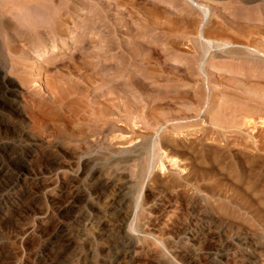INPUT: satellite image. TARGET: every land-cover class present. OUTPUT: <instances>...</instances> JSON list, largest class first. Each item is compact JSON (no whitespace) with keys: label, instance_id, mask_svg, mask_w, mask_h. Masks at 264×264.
<instances>
[{"label":"rangeland","instance_id":"rangeland-1","mask_svg":"<svg viewBox=\"0 0 264 264\" xmlns=\"http://www.w3.org/2000/svg\"><path fill=\"white\" fill-rule=\"evenodd\" d=\"M7 1L10 2L7 3ZM135 1L76 0L73 5L68 3L69 8L67 6L62 8L61 21L57 26L48 22L45 24L46 28L42 29L39 25L35 27L40 18L37 19L36 14L34 17L30 14L34 21L31 25L34 26L32 29L36 30L32 32L29 39L33 40L31 44L34 43V48L37 47L36 51L38 48L40 50L38 49V52L30 50V54L26 55V58L29 57L25 59L26 61L19 60L18 57L13 58L12 60L18 63L12 62L16 65L12 73H9L12 70L9 71L10 61L7 54L0 57V67H2L0 69V118L4 122L0 125V143H2L0 157L3 163L5 161L4 165L7 168L0 177V213H4L0 217V264H264V111H262L264 102L261 99L264 97V91H261L264 90V80L262 81L264 64L255 60L248 61L241 58L234 60L223 57L225 51L216 50L206 61L208 65L204 66L205 78L203 79L197 71L198 64L194 61L195 56H198L195 48L199 40L197 37L199 25L203 26V35L206 38L220 44L227 42L228 44H244L245 39L236 32L238 28L246 27L253 31L257 28L264 32V0H195L208 10L209 15L206 21L202 20L200 11L191 6L187 0ZM20 2L21 0H0V16L13 21V26L16 30L19 29L17 33L20 35L16 34L17 40L23 39L17 45L24 48L25 34L21 35L19 32L22 30L24 33L26 28L20 21L22 14L15 11ZM9 10L12 11L8 13ZM53 11H48V15L51 13L49 17L53 15L52 13L55 14L56 11ZM77 13L83 16L80 18L82 21L79 19L81 15ZM100 14L101 17H99ZM72 15L74 18L70 17ZM84 15H87V18ZM76 16L78 19L75 18ZM18 19L19 21H16ZM75 19L81 22L75 23ZM87 19L92 20L89 23L91 27L94 25L93 30L89 26L92 33L87 31ZM147 21L150 22L147 23ZM74 23L79 29L80 24L84 23L82 25L87 27L84 32L86 35L89 33V37L82 35L84 40L78 38L79 29L74 32ZM151 23L153 26L150 25ZM60 25L64 26H61L59 30ZM37 29L47 44L42 40L40 42L44 43H39ZM51 29L57 32L59 30V34L63 33L62 30H66L65 34H67L65 36L63 33L62 37ZM55 33L59 35L58 40ZM140 34H144L143 37H140ZM255 35L251 39H257L260 45H264V34ZM119 39L125 42L129 57V63L123 71L129 70L132 74H135L134 70H130L135 67L134 52L138 53L141 50L142 53L144 49L149 52L151 49L156 51L151 50L148 54L151 57L148 66L153 71L148 70L156 72L154 76L162 77L161 81L160 79L157 81L160 83L156 82V86L159 87L157 91L160 90V93H163L161 88L169 89L171 85L181 83L182 87L178 85L180 88L178 90H183L182 92L186 94L190 92L189 88L191 91L196 89L197 84L193 82L198 84L201 82V87H206L205 101L199 106L195 101L189 104V107L197 108L198 117L192 112L193 114L189 116L195 117L183 119L184 115H180V108L184 107L181 106L182 103H176L173 111L176 109L174 112L176 114L179 112V117L171 118L172 121L177 117L174 122L169 121L170 123H164L165 121L161 120L154 127L156 131L153 128L145 130L144 126L140 127L142 124L137 125L142 119L137 117L134 120L132 106H128L131 114L127 115V118L125 115L127 110L125 111L123 107L127 103L119 96L116 97L115 93H110L114 95L113 97L108 94L111 83L106 79L97 80L98 75L95 74L100 72L98 74L101 75L102 72L115 68L113 64H116V58L120 53L119 49L112 50V45L117 40L120 41ZM82 40L84 44L80 43ZM138 43L139 47L142 43L144 44L142 48L147 43L150 49H139ZM45 48L46 53L43 51ZM135 48L139 51L136 52ZM81 56H85V59L88 58L89 62H92L88 63ZM84 61L88 65L81 63H86ZM185 64H195L192 66L193 72L196 73L191 77L193 82H186L187 72H183L187 70L188 65ZM248 65L253 67L256 65V71L252 66L250 70ZM260 66L261 69H259ZM82 73H89L84 76L92 78V81L88 82L90 84L88 87L84 76L85 82L79 79ZM91 73L95 74L94 78ZM106 75H103L104 78ZM245 75L252 78L251 82L249 77V79L245 78L246 81L243 80ZM179 76L184 78L181 79ZM234 80L239 83L246 82L248 85L244 82L237 84L243 87L246 85L247 89L255 91L257 96L248 90L246 92L250 98L246 99L244 92L246 89L241 86L244 94L238 89L239 86L235 88L237 84ZM229 82H234L235 86H231L233 83L229 84ZM186 83H192V86L188 87L189 84ZM218 83H222V86ZM73 84H77L79 90L74 89ZM53 85H57V90ZM60 85L63 86L58 87ZM173 86L169 89L171 95ZM258 87L261 88L260 92ZM10 88L15 90L12 98L7 92ZM83 88L87 91L80 92ZM106 88L108 89L105 90ZM239 90L243 94H240ZM82 93H84L83 97H81ZM100 93L104 94H102L103 97L99 95ZM95 95L97 97L94 98ZM259 95L262 97L260 98ZM3 96L8 97L12 102H3ZM212 97L215 98L214 101ZM98 98L101 100L98 101ZM157 98L161 100H159L160 103L166 100V98L161 99L160 95ZM130 100L133 99L130 98ZM223 100L226 101V107ZM235 100L240 103L239 106L249 100L247 102L251 103L250 106L253 104V109L257 106L255 109L263 113L260 112L259 116L256 110V115L245 119L243 109L248 106V103H245L246 106L244 104L241 106L242 111H238L240 107L234 106ZM142 104L138 105L142 106ZM105 105L110 106H107L108 109H114L113 107L117 106L115 107L117 110L114 109L116 112H110L114 113L112 115L108 113L109 116L104 113L105 116H103ZM149 106H144L142 111L144 109L147 111ZM259 106L262 108L260 109ZM95 108L97 111L94 110ZM233 108L237 109L234 113L239 114L236 117L232 116L235 117V121L231 118ZM98 109H101V113ZM214 109L217 112H214ZM94 111L99 114L95 115L96 117H105L103 119L107 118L105 121L110 124L93 122L91 119L95 118ZM158 112L166 111L161 109ZM141 113L144 115L143 112ZM175 113L173 114L176 115ZM218 113L223 114L224 117ZM240 114L243 117H240ZM217 115L221 117L218 116V118ZM117 116L118 120H116ZM130 116L132 119L129 118ZM225 116L230 117L231 122H240H237V125L236 123L226 125L225 121L227 122L228 118ZM210 117L222 118L221 127L218 120L221 135H217L215 130L211 129L215 127L212 126ZM122 119H125L128 124H125ZM129 119L138 121L134 122L136 126L131 124ZM142 121L144 123V120ZM129 123L135 129L131 128ZM158 125H160L159 128H157ZM119 129L122 133L117 131ZM157 131L158 134L155 135ZM165 139H173L169 141L174 144H167ZM12 148L22 151L23 160L16 161L9 155V150ZM53 168L59 170L56 177L52 176ZM21 173L23 178L18 177ZM30 176H35L36 180L31 187L29 186L28 193H35L34 201L36 202L29 206H13L8 198L10 195H15L18 199L20 197L24 199L25 194L21 191L27 183L26 179ZM45 186L49 187H47L49 192L54 188L60 189L58 195L51 198L47 189L42 191ZM66 200L70 201L71 205L63 208L62 205H65ZM39 212L46 214V220L40 221ZM27 226L32 227L31 231L27 235H22L20 230Z\"/></svg>","mask_w":264,"mask_h":264},{"label":"bare ground","instance_id":"bare-ground-1","mask_svg":"<svg viewBox=\"0 0 264 264\" xmlns=\"http://www.w3.org/2000/svg\"><path fill=\"white\" fill-rule=\"evenodd\" d=\"M6 1V0H5ZM13 1V0H12ZM75 1L76 0H21V2L19 3V5H17L16 3V5H17V7L15 8L16 10V12H18L19 14L21 13L22 14V19H20V21H22V23H23V26L26 28H24L25 29V31H24V33H23V31L21 30L19 33H21V35L23 34H25L24 35V48H20V47H18L19 45H17L19 42H20V40H23V39H20L19 41L17 40L18 39V37H16V34H18L17 32H18V30L19 29H17L16 30V27H14L13 26V24H12V22L10 21V19L8 20V18L6 19H4V17H2V16H0V57H2L3 56V54H7V56H8V60L10 61V68H9V71L10 70H12L11 72H9V73H12V72H14L13 71V68H15V64H13L12 62H15V60H12L13 58L15 59V58H19V60L20 59H22V60H25V59H28L29 57V55L27 56L28 58H26V55L27 54H30V50H32V51H35V52H38V49H37V51H36V48H34V43H33V45L31 44L32 43V41L33 40H31V38L29 39V37L31 36V34H32V32L34 31V30H36V29H32V27H34V26H31V25H33L32 24V22H34V21H32V16L30 15V14H33V17H34V15L36 14V18L37 19H39V20H37V22H36V24H35V27H36V25L38 26L39 25V27L42 29L43 27H45V24H47L48 22L49 23H51V25H56L57 26V24H58V22L59 21H61V11L63 10L62 8L63 7H65V6H67L68 7V3L70 4V3H72V5L75 3ZM102 1V0H101ZM117 1V0H116ZM135 1V0H134ZM143 1V0H142ZM187 1H189V3L191 4V6H193V7H195L197 10H199L200 11V13L202 14V16H203V18H202V20L203 21H206L207 20V18H208V15H209V13H208V10L205 8V6H203V5H201V4H198L195 0H187ZM10 2V1H9ZM8 1H7V3H9ZM111 2V1H110ZM109 2V3H110ZM119 2V1H118ZM135 2H137V1H135ZM121 3V2H120ZM1 4V3H0ZM6 4V3H5ZM4 4V5H5ZM128 4V3H127ZM142 4H143V2H142ZM153 4V3H152ZM157 4V3H156ZM2 5H3V3H2ZM81 5V4H80ZM106 5V4H105ZM116 5V4H115ZM120 5V4H119ZM118 5V6H119ZM129 5V4H128ZM136 5V4H135ZM155 5V4H154ZM173 6V5H172ZM67 7H65V8H67ZM127 7V6H126ZM151 7V6H150ZM69 8V7H68ZM100 8V7H99ZM56 11L55 12V14L54 13H52L53 15H51L50 17H49V15L51 14H47L48 13V11ZM70 9H72V8H70ZM151 9V8H150ZM73 10V9H72ZM152 10H154V8H152ZM151 10V11H152ZM166 10V9H165ZM6 11V10H5ZM10 11H12V10H9L8 11V13L10 12ZM53 11V12H54ZM70 11V10H69ZM76 11V10H75ZM75 11L73 12V13H75ZM78 11H80V10H78ZM83 11V10H82ZM87 11V10H86ZM156 11V10H155ZM23 12H24V14H23ZM77 12V11H76ZM92 12V11H91ZM94 12V11H93ZM123 12V11H122ZM158 12V11H157ZM165 12V11H164ZM14 13V12H13ZM67 13V12H66ZM87 13V12H86ZM96 13V12H95ZM101 13V12H100ZM149 13V12H148ZM155 13V12H154ZM160 13V12H159ZM166 13V12H165ZM168 13V12H167ZM166 13V14H167ZM171 13V12H170ZM4 15H5V13H3ZM2 14V15H3ZM71 14V13H70ZM69 14V15H70ZM77 14H80V13H77ZM82 14H83V12H82ZM142 14V13H141ZM182 14V13H181ZM13 15V14H12ZM11 15V17H13ZM15 15V14H14ZM17 16H19L18 14H16ZM47 15H48V17H47ZM69 15H67V17H69ZM81 15V14H80ZM94 15V14H93ZM97 15V14H96ZM172 15V14H171ZM39 16V17H38ZM95 16V15H94ZM99 16V15H98ZM142 16V15H141ZM149 16V15H148ZM150 16H151V14H150ZM149 16V17H150ZM177 16V15H176ZM8 17V16H7ZM15 18H17L16 16H14ZM20 17V18H21ZM70 17H73L74 18V16L72 15V16H70ZM78 16H76L75 18H77ZM83 16L81 15V17H79V19L80 18H82ZM84 17H86L87 18V15H84ZM99 17H101V14H100V16ZM149 17H147V18H149ZM159 17V16H158ZM178 17V16H177ZM64 18V17H63ZM72 18V19H73ZM108 18V17H107ZM163 18V17H162ZM78 19V18H77ZM191 19V18H190ZM15 20V19H14ZM36 20V19H35ZM81 21H82V19H80ZM88 20V21H87ZM86 21L88 22V32L90 31L89 29V23H90V21H92V20H89V19H87ZM95 20V19H94ZM145 20V19H144ZM151 20H153V19H151ZM150 20V21H151ZM156 20V19H155ZM161 20V19H160ZM172 20V19H171ZM174 20H176V19H174ZM189 20V19H188ZM197 20V19H196ZM16 21H19V19L18 20H16ZM39 21V22H38ZM64 21H65V19H64ZM63 21V22H64ZM74 21H76L75 23H78L79 24V22H81V21H79L78 20V22H77V20L75 19ZM96 21V20H95ZM110 21V20H109ZM149 21V22H150ZM184 21V20H183ZM191 21V20H190ZM53 22V23H52ZM62 22V23H63ZM112 22V21H111ZM137 22V21H136ZM148 21H147V23H149ZM163 22V21H162ZM165 22V21H164ZM169 22H170V19H169ZM176 22V21H175ZM178 22H180V21H178ZM185 22V21H184ZM187 22V21H186ZM192 22H193V19H192ZM199 22V21H198ZM19 23H21V22H19ZM21 23V24H22ZM39 23V24H38ZM65 23V22H64ZM63 23V24H64ZM67 23V22H66ZM65 23V24H66ZM74 23V32L77 30V29H79V28H77L76 27V24ZM92 23H94V22H92ZM146 23V24H147ZM153 23V22H152ZM150 24V25H152L153 26V24ZM157 23V22H156ZM232 23V22H231ZM239 23V22H238ZM14 24H16V23H14ZM21 24H20V26H21ZM77 24V25H78ZM82 24H84V23H82ZM82 24H80V29H79V32H78V38H83L84 36H82V35H86L85 34V30L87 29V27L86 26H83ZM158 24H159V20H158ZM165 24V23H164ZM178 24V23H177ZM193 24V23H192ZM194 24H196V23H194ZM200 24V23H199ZM49 25V24H48ZM47 25V26H48ZM51 25H50V28H52L51 27ZM83 27H82V26ZM92 25V24H91ZM114 26H115V23L113 24ZM149 25V26H150ZM161 25V24H160ZM219 25V24H218ZM240 25V24H239ZM22 26V27H23ZM63 27L64 25H60L59 27H58V29L60 28V27ZM147 26V25H146ZM157 26H159V25H157ZM194 26V25H193ZM225 26V25H224ZM38 27V28H39ZM82 27V28H81ZM84 27H86V28H84ZM91 27V26H90ZM174 27H176V26H174ZM185 27V26H184ZM189 27H191V26H189ZM209 27V26H208ZM221 27V26H220ZM236 27V26H235ZM18 28V27H17ZM39 28V29H40ZM46 28V27H45ZM48 28V27H47ZM53 28H54V26H53ZM93 28H94V25H93V27H91V29L93 30ZM158 28H161L160 26L158 27ZM234 28V27H233ZM246 28V27H245ZM244 27L240 30L239 28L238 29H236V32L241 36V37H243V39H245L244 40V44L243 43H232V44H228V42L227 43H224V44H220V43H216V41H214V40H211V39H208V38H206L204 35H203V26H200L199 25V28H197L198 30H197V37H198V42H197V48H195V50L198 52V56L196 57L195 56V60L194 61H196L197 62V64L198 65H196V67L198 66V68H197V71H198V73H199V75H201L202 76V78L204 79L205 78V69H204V66L208 63H206V61L208 60V57H210L211 56V54L214 52V51H225L224 52V55H222L223 57H230V58H232V59H237L238 60V58H241V59H248V61L249 60H255V61H259V62H261V63H263L264 64V51L263 52H260V51H262V50H258V49H263L264 50V45H260V43H258L256 40L257 39H251V38H253V35H255V34H264V32L262 31V30H259V29H255L256 31H253V30H250L251 28H246L245 29ZM262 28H263V26H262ZM65 29V28H64ZM71 29H72V27H71ZM163 29V28H162ZM182 29V28H181ZM185 29V28H184ZM188 29V28H187ZM224 30H225V28H223ZM52 30V29H51ZM55 30V29H54ZM54 30H52V32L54 31ZM60 30V29H59ZM58 30V32H57V30H55L54 32H56L57 34H59V31ZM72 30V31H73ZM91 30V31H92ZM95 30V29H94ZM158 30V29H157ZM167 30V29H166ZM177 30V29H176ZM37 31H39L38 29H37ZM43 31V30H42ZM63 31V33L65 34V32H66V30L64 31V30H62ZM90 31V33H92ZM138 31V30H137ZM136 31V32H137ZM141 31V30H140ZM179 31V30H178ZM183 31H185V30H183ZM192 31V30H191ZM222 31V30H221ZM36 32V31H35ZM45 32V31H44ZM48 32V31H47ZM74 32H73V34H74ZM163 32H165V30L163 31ZM39 33V34H38ZM55 33V35H56V37H57V39L56 40H58V36L59 35H62V34H59L58 36H57V34ZM178 33V32H177ZM183 33V32H182ZM212 33H213V31H212ZM35 34V33H34ZM37 34L39 35V36H37ZM37 34H36V36L37 37H39L38 39H39V43H44V42H46V44H47V41L46 40H44L43 39V37L40 35L41 33H40V31L39 32H37ZM46 34V33H45ZM48 34V33H47ZM46 34V35H47ZM67 34V33H66ZM66 34H65V36H66ZM72 34V33H71ZM89 33H87V35H88ZM136 34V33H135ZM138 34V33H137ZM169 35H170V32L168 33ZM222 34H224V33H222ZM226 34V33H225ZM18 35H20V34H18ZM50 35V34H49ZM86 35V36H87ZM143 35L144 34H140V37L142 36L143 37ZM146 35V34H145ZM211 35V34H210ZM44 36V35H43ZM168 36V35H167ZM231 36H233L232 34H231ZM256 36V35H255ZM20 37H22V36H20ZM19 37V38H20ZM62 37H63V35H62ZM69 37V36H68ZM72 37V36H71ZM70 37V38H71ZM75 37V36H74ZM88 37H89V35H88ZM92 37V36H91ZM164 37L166 38V36H165V34H164ZM171 37H174V36H171ZM215 37V36H214ZM224 37H225V35H224ZM228 37V36H227ZM226 37V39H228ZM240 37V38H241ZM45 38V37H44ZM65 38V37H64ZM73 38V37H72ZM77 38V39H78ZM85 38H87V37H85ZM147 38V37H146ZM235 38V37H234ZM256 38V37H255ZM262 38V37H261ZM46 39V38H45ZM55 39V38H54ZM61 39H63V38H61ZM68 39V38H67ZM74 39V38H73ZM76 39V40H77ZM140 39H142V38H140ZM170 39V38H169ZM175 39V38H174ZM40 40H42V41H44V42H40ZM69 40V39H68ZM72 40V39H71ZM76 40H74V42L76 41ZM79 40V39H78ZM83 40H84V38H83ZM83 40H82V42H80V43H85V42H83ZM91 40V39H90ZM120 40V39H119ZM35 41V40H34ZM48 41H50V40H48ZM55 41V40H54ZM80 41V40H79ZM86 41V40H85ZM189 41V40H188ZM222 41V40H221ZM226 41V40H225ZM231 41H233V40H231ZM259 41V40H258ZM3 42V43H2ZM57 42H59L60 43V41H57ZM56 42V43H57ZM72 42V41H71ZM89 42V41H88ZM110 42V41H109ZM112 42V41H111ZM162 42V41H161ZM167 42V41H166ZM219 42V41H218ZM49 44H50V42H48ZM52 43H53V41H52ZM63 43V42H62ZM65 43V42H64ZM79 43V42H78ZM90 43V42H89ZM126 43H127V41H126ZM139 43H141V41L139 42ZM139 43H138V48L139 49H144V48H148V49H150V45L148 46V44L146 43V45H147V47H146V45L144 46V48H142V44H141V47H139L140 45H139ZM153 43V42H152ZM46 44H44V45H46ZM61 44V43H60ZM82 44V46H84ZM86 44H88V43H86ZM112 44V43H111ZM264 44V43H263ZM56 45H58V43L56 44ZM68 45V44H67ZM94 45V44H93ZM99 45V44H98ZM144 45V44H143ZM3 46V47H2ZM53 46H55V45H53ZM88 46H89V44H88ZM90 46H92V45H90ZM96 46V45H95ZM102 46V45H101ZM108 46H110L109 44H108ZM113 48H112V50L113 49H119V53H120V55L116 58V64H113V65H115V66H113V70L111 69V71L109 70V71H107L106 70V72H110L109 74H105L104 72H102V71H104V70H102L101 72V75L103 74V75H106V78H104V76L102 75H99L98 73H100V72H95V74H97L98 75V79L97 80H102V79H106V81L108 80V82L109 83H111V89H109L107 92H108V94H110V93H112V94H116L115 96L116 97H120L121 99H123L122 101H125L126 103H124V104H126V105H124L123 107H125V111H126V113L127 114H125L126 115V117H127V115L129 116V114H131V113H129V111L131 112V110H129L128 108V106H132L133 108H132V115H134L135 117H134V120H136L137 119V117L138 118H140L141 117V119L142 120H144V123H142L143 121L141 120V122L139 121V123H137L138 121H134V120H130V123L131 124H133V125H135L136 126V124H134V122H136L137 123V125L138 124H142L140 127H142V126H144V128H145V130L148 128V129H150V128H153L154 129V127L157 125V123L158 122H160L161 120H164L163 122L164 123H166V122H169V121H171L170 119L171 118H173V117H175V116H178L179 117V112H178V114H176L174 111L176 110H174L173 111V109H174V107H175V105H176V103H182V107H184V108H180V115H184V117H183V119H186V120H188V119H190V118H193V117H195V116H197L196 114H198L199 112H197L196 113V109L197 108H191V107H189V104L190 103H193L194 101H195V103H196V105H200V104H202L205 100H204V97H205V95H206V93H205V90H206V87L204 88H202L201 87V82H200V84H198L197 82H193L192 80H191V77H192V75L193 76H195L194 74H196V73H194L193 71H194V69H193V65H195V64H185L186 66H187V70L185 71V72H183V73H186L187 75H185V79H186V82L187 81H190V82H193V84L195 83V85L197 84V85H199L198 87H197V85H196V89L193 91H191V88H189V90H190V92H186V94L185 93H183L181 90V92L182 93H180V91L178 90V89H180L182 86L180 85V84H178V85H180V88L178 87V85L176 84L175 86H173V85H171L170 86V88L173 86V89H171L172 90V95L170 94L171 92H170V88L169 89H163V88H161L162 90H163V93L161 92H159V91H157V88H159V87H157L156 86V84L157 83H160V82H157V81H159V79H160V81L162 80L161 78H158L157 76H154V74L156 73H154V72H151V71H149L148 69H150L149 67L150 66H148L149 65V62H150V59H151V57H150V55H148V54H150V52H151V50H150V52L147 50V49H144L143 50V52L141 53L139 50H137L136 48H135V50H137L136 52H138V53H135L134 52V55H135V61H133V62H135V67H134V69L132 68V69H130L131 71H133V73H135V74H132V73H130V71L128 70V72L127 71H123V68H126L127 67V65H128V59H129V57H128V55H127V51L128 50H126L127 48H126V44H125V42H123V40H120V41H116L115 43H113ZM152 46H155V45H152ZM39 47V46H38ZM56 47V46H55ZM81 47V46H80ZM97 47V46H96ZM128 47V46H127ZM135 47H137V46H135ZM57 48V47H56ZM83 49H84V47H82ZM89 48V47H88ZM98 48V47H97ZM55 49V48H54ZM79 49V48H78ZM110 48H108V50H109ZM154 49V48H153ZM156 49V48H155ZM4 50V51H3ZM40 50V49H39ZM42 50V49H41ZM76 50V49H75ZM86 50V49H85ZM111 50V49H110ZM135 50H133V51H135ZM145 50H146V52H145ZM45 53H46V48L43 50ZM50 51V50H49ZM48 51V52H49ZM87 51V50H86ZM154 50H152V52H153ZM166 51V50H165ZM195 51V52H196ZM149 52V53H148ZM154 52H156V51H154ZM160 52H161V50H160ZM196 52V53H197ZM131 53H133L132 51H131ZM174 53V52H173ZM215 53V52H214ZM163 54H166V53H163ZM93 55V54H92ZM129 55H130V53H129ZM170 55V54H169ZM5 56V55H4ZM103 56V55H102ZM130 56H132V55H130ZM166 56H167V54H166ZM221 56V57H222ZM81 57H83V56H81ZM85 57V56H84ZM83 57V58H84ZM82 58V59H83ZM86 58V57H85ZM84 58V59H85ZM134 58V57H133ZM152 58H153V56H152ZM171 58V57H170ZM179 58V57H178ZM81 59V60H82ZM83 59V60H84ZM91 59V58H90ZM94 59V58H93ZM96 59V58H95ZM154 59H156V58H154ZM164 59H167V58H165L164 57ZM223 59V58H222ZM226 59V58H225ZM80 60V59H79ZM88 63H91V62H89L90 60L87 58V59H85ZM112 60V59H111ZM115 60V59H114ZM158 60V59H157ZM215 60V59H214ZM224 60V59H223ZM26 61V60H25ZM25 61H22L23 63L25 62ZM86 61H84V62H86ZM193 61V62H194ZM5 62V61H4ZM48 62V61H47ZM87 62L86 63H83V62H81L83 65L84 64H87ZM151 62H153L152 60H151ZM170 62V61H169ZM168 62V63H169ZM237 62V61H236ZM253 62V61H252ZM251 62V63H252ZM15 63H18V62H15ZM26 63V62H25ZM115 63V62H114ZM132 63V62H131ZM165 63V62H164ZM167 63V64H168ZM175 63V62H174ZM255 63V62H254ZM53 64V63H52ZM133 64V63H132ZM150 64H152V63H150ZM210 64V63H209ZM240 64V63H239ZM258 64V63H257ZM260 64V63H259ZM2 65V64H1ZM4 65V64H3ZM82 65V66H83ZM88 65V64H87ZM94 65V64H93ZM109 65H110V63H109ZM169 65H171V63L169 64ZM208 65V64H207ZM249 65H250V62H249ZM248 65V66H249ZM6 66V65H5ZM17 66H18V64H17ZM107 66V65H106ZM162 66V65H161ZM179 66V65H178ZM243 66H244V64H243ZM252 66V65H251ZM251 66H249V69L251 70ZM261 66H262V64H261ZM261 66L259 67V69H261ZM7 67V66H6ZM5 67V68H6ZM39 67V66H38ZM78 67H80V66H78ZM84 67V66H83ZM83 67H81V68H83ZM89 67V66H88ZM101 67V66H100ZM109 67V66H108ZM169 67V66H168ZM190 67V68H189ZM253 67V66H252ZM2 67H0V69H1ZM86 68V67H85ZM110 68V67H109ZM154 68V67H153ZM174 68H175V66H174ZM173 68V69H174ZM185 68V67H184ZM245 68V67H244ZM254 68V70L256 69V65L253 67ZM17 69V68H16ZM16 69H14V70H16ZM42 69V68H41ZM84 69V68H83ZM169 69V68H168ZM172 69V70H173ZM182 69V68H181ZM258 69V71H260ZM263 69V68H262ZM4 70V69H3ZM89 70V69H88ZM93 70H95V69H93ZM92 70V71H93ZM96 70H97V68H96ZM95 70V71H96ZM127 70V69H126ZM150 70H152V69H150ZM184 70V69H183ZM217 70H219V69H217ZM236 70V69H235ZM86 71V70H85ZM84 71V72H85ZM121 71H123L122 73H121ZM153 71V70H152ZM174 71V70H173ZM176 71H178V70H176ZM175 71V72H176ZM182 71V70H181ZM211 71V70H210ZM214 71V70H213ZM256 71V70H255ZM87 72V71H86ZM85 72V73H86ZM172 72V71H171ZM174 72V73H175ZM179 72V71H178ZM196 72V71H195ZM216 72V71H215ZM229 72V71H228ZM254 72V71H253ZM93 73V72H92ZM92 73H91V75H92ZM177 73V72H176ZM182 73V74H183ZM213 73V72H212ZM231 73V72H230ZM239 73V72H238ZM255 73V72H254ZM262 73H264V72H262ZM89 74V73H88ZM88 74H83L82 73V76H81V78H79L80 80H85V76L86 75H88ZM95 74L94 75H92V77L94 78V76H95ZM208 74V73H207ZM253 74V73H252ZM85 75V76H84ZM156 75V74H155ZM212 75V74H211ZM218 75V74H217ZM227 75V74H226ZM261 76H262V74H260ZM79 76V75H78ZM83 76L85 77L84 79H83ZM221 76V75H220ZM219 76V77H220ZM253 76V75H252ZM160 77V76H159ZM238 77V76H237ZM249 77V76H248ZM246 75H245V77L243 78V80H245L246 81V79L245 78H248ZM164 78V77H163ZM176 78H178V77H176ZM179 78H184V76L183 77H180L179 76ZM178 78V79H179ZM194 78V77H193ZM192 78V79H193ZM221 78V77H220ZM250 78V77H249ZM248 78V79H249ZM87 80H85L87 83V87H88V85H90L88 82H91L92 80V78H91V76H87V78H86ZM168 79V78H167ZM184 79V80H185ZM237 79V78H236ZM239 79V78H238ZM247 79V80H248ZM251 79L252 78H250V82H251ZM255 79V78H254ZM79 80V81H80ZM90 80V81H89ZM116 80V81H115ZM165 80V79H164ZM170 80H172V79H170ZM180 80V79H179ZM227 80V79H226ZM231 80H232V78H231ZM260 80V79H259ZM264 79H262V81H263ZM78 81V82H79ZM85 81H83V82H85ZM96 81V80H95ZM166 81H168V80H166ZM175 81V80H174ZM236 83L235 84H242L243 82H237L236 80H234ZM241 81V80H240ZM262 81H260V82H262ZM105 82V81H104ZM157 82V83H156ZM171 82V81H170ZM176 82V81H175ZM213 82H215V81H213ZM218 82V81H217ZM222 83H223V81H221ZM264 82V81H263ZM69 83V82H68ZM71 83V82H70ZM163 83V82H162ZM167 83H169V81L167 82ZM222 83H218V85H220V86H222ZM233 83V84H232ZM232 83H230L229 82V84H232L231 86H235V84H234V82H232ZM244 83H246V82H244ZM60 83H58V85H59ZM81 84H83V83H81ZM166 84V83H165ZM164 84V85H165ZM171 84V83H170ZM183 84H184V82H183ZM182 84V85H183ZM187 84V83H186ZM189 84V83H188ZM187 84V85H188ZM192 84V83H191ZM191 84H189V86L188 87H190V85ZM229 84H228V86H229ZM237 84V86L235 87V88H237L238 86V89H240L241 90V92H243L244 91V89H246L244 92L246 93H244L246 96H247V98L246 99H248V98H250V97H248L249 95L247 94L248 92H246V91H248V90H250V88L249 89H247V87H246V85L243 87L242 85V87L244 88V89H242L241 88V86L240 85H238ZM247 84V83H246ZM263 84V83H262ZM64 85V84H63ZM63 85H60V86H58V87H61V86H63ZM66 85H67V83H66ZM73 85H75L74 87V89H76V90H79L78 89V85L77 84H73ZM77 85V86H76ZM83 85H85V83L83 84ZM108 85V84H107ZM110 85V84H109ZM108 85V86H109ZM115 85V86H114ZM163 85V84H162ZM168 85V84H167ZM225 85V84H224ZM223 85V86H224ZM244 85V84H243ZM248 85V84H247ZM258 85H260L259 83H258ZM54 86V89L56 88V86L55 85H53ZM71 86H72V84H71ZM154 86V87H153ZM192 86V85H191ZM227 86V85H226ZM252 87H253V84L251 85ZM257 86V85H256ZM69 87V86H68ZM114 87V88H113ZM153 87V88H152ZM164 87V86H163ZM176 87H178L177 89H174V88H176ZM187 87V86H186ZM188 87H187V89H188ZM193 87H195V86H193ZM246 87V88H245ZM262 88H263V86H261ZM53 88V87H52ZM66 88V87H65ZM71 88H73V86L71 87ZM81 88H82V86H81ZM86 88V87H85ZM165 88V87H164ZM167 88V87H166ZM226 88V87H225ZM257 88V87H256ZM255 88V89H256ZM259 88V87H258ZM60 89V88H59ZM62 89V88H61ZM108 88H106L105 90H107ZM186 89V90H187ZM192 89H194V88H192ZM232 89V88H231ZM233 89H234V87H233ZM232 89V90H233ZM254 89V90H255ZM260 89L261 88H259V92H260ZM264 89V88H263ZM56 90H57V88H56ZM85 89L83 88V89H81L80 90V92L81 91H84ZM104 90V92H106ZM156 91L155 93L153 92V91ZM161 90V91H162ZM189 90H187V91H189ZM237 90V89H236ZM240 90H239V92H240ZM60 91V90H59ZM85 91H87V89L85 90ZM219 91V90H218ZM235 91V90H234ZM258 91V90H257ZM261 91H264V90H261ZM7 92H8V96L10 97V98H12L14 95H15V90L13 89V88H10V89H7ZM80 92H79V94H80ZM91 92V91H90ZM98 92V91H97ZM169 92V93H168ZM233 92V91H232ZM238 92V91H237ZM240 92V94H243V93H241ZM249 92H251V93H253L254 95H256V93H255V91H253L252 92V90H250ZM152 93H154V95H152ZM213 93V92H212ZM234 93V92H233ZM235 93H236V91H235ZM250 93V94H251ZM84 93H82V96L81 97H83L84 95H83ZM102 94L103 93H100L99 95L100 96H102ZM108 94H106L107 96H110V95H112V94H110V95H108ZM167 94H170L169 96L167 95ZM226 94V93H225ZM240 94H238V95H240ZM257 94H259V93H257ZM104 95V94H103ZM159 95L161 96V99H165L166 98V102L165 101H163V102H159V100L160 99H156V97L158 96L159 97ZM167 95V96H166ZM212 95V94H211ZM228 95H230V94H228ZM235 95V94H234ZM237 94L235 95V96H238ZM253 95V96H254ZM261 95V94H260ZM259 95V97L261 98L262 96H260ZM264 95V94H263ZM79 96V95H78ZM114 95H112V97H113ZM231 96V95H230ZM252 96V95H251ZM257 96V95H256ZM94 98L95 97H97L96 95L95 96H93ZM103 97V96H102ZM105 97V96H104ZM111 97V96H110ZM222 97V96H221ZM225 97V96H224ZM223 97V98H224ZM232 97V96H231ZM243 97V96H242ZM258 97V98H259ZM93 98V99H94ZM101 98V97H100ZM107 98V97H106ZM119 98V100H121ZM130 98L131 99H133L132 101L130 100ZM222 98V99H223ZM255 98V97H254ZM258 99V100H260L261 101V99H262V101L264 102V97L263 98H261V99ZM99 99V98H98ZM101 99H105V98H101ZM101 99H99L98 101H100ZM118 99V98H117ZM212 99H213V101H214V97H212ZM217 99V98H216ZM226 99V98H225ZM224 99V100H225ZM233 99V98H232ZM238 99V98H237ZM255 99H257V97L255 98ZM254 99V100H255ZM106 100V99H105ZM105 100H103V101H105ZM109 100V99H108ZM111 100V99H110ZM158 100V101H157ZM207 100V99H206ZM223 100V101H224ZM252 100V99H251ZM257 100V101H258ZM2 101L3 102H7V103H11L12 101L8 98V97H5V96H3V98H2ZM9 101V102H8ZM96 101H97V98H96ZM103 101H101V102H103ZM156 101L158 102V104L156 103ZM161 101V100H160ZM191 101H193V102H191ZM219 101H220V98H219ZM218 101V102H219ZM248 102H249V100H247ZM242 102L245 106H246V104L245 103H248V102ZM207 102V101H206ZM217 102V101H216ZM225 102L226 101H224V105H225ZM231 102V101H230ZM235 102H236V100H235ZM238 102V101H237ZM234 103V106H236L237 108L238 107H240L239 109L240 110H238V111H242V105L243 104H241L240 106L238 105V104H240V103ZM252 102V101H251ZM104 103H108V102H104ZM103 103V104H104ZM111 103V102H110ZM141 103H143L142 104V106H139L138 104H141ZM163 103V104H162ZM214 103V102H213ZM233 103V102H232ZM255 103V102H254ZM101 104V103H100ZM102 104V105H103ZM109 104V103H108ZM131 104H133V105H131ZM159 104H162V105H159ZM263 104V103H262ZM101 105V106H102ZM110 105V104H109ZM109 105H105L106 107V109H104V111L102 112V114H103V116H105L104 115V113L105 114H107V116H109V115H112V114H114L115 112H114V109H115V107H117V106H115V107H113L114 109H111V108H109L108 109V107L107 106H109ZM149 106L148 107V110L147 111H145V109H144V111H142L143 110V108H144V106ZM179 105V104H178ZM218 105H220V104H218ZM218 105H216V106H218ZM251 105V103H248V106H246L244 109H243V112H244V114H243V116L245 117V119H248V118H252L254 115H256V113H257V111H258V109H255V107H257V106H255L254 107V109H253V104H252V106H250ZM264 105V104H263ZM104 106V105H103ZM111 106H114V105H112L111 104ZM119 106V105H118ZM233 106V107H234ZM249 106H250V109H249ZM99 107V106H98ZM98 107H96V108H98ZM110 107V106H109ZM140 107V108H139ZM141 107H142V109H141ZM225 107H226V105H225ZM229 107V106H228ZM244 107V106H243ZM96 108L94 109V110H96ZM102 108V107H101ZM119 108V107H118ZM208 108V107H207ZM210 108V107H209ZM235 108V107H234ZM234 108L233 109H231L232 111L234 110ZM259 108L261 109L262 107H260L259 106ZM161 109H163L164 111H166V112H158V110H161ZM212 109V108H211ZM217 109H219V106L217 107ZM259 109V110H260ZM99 110V109H98ZM115 110H117V108L115 109ZM123 110V109H122ZM207 110V109H206ZM215 110V109H214ZM237 109H235L234 111H233V114L231 115V118H232V120L233 121H235L234 120V118L238 115L239 116V114H236V113H234L235 111H236ZM257 110V111H256ZM97 111V110H96ZM100 111V113H101V109L99 110ZM114 112V113H110V112ZM172 111H173V113H175L176 115H174L173 113H172ZM221 111V110H220ZM230 111V110H229ZM262 111H264V110H262ZM262 111H260V112H262ZM119 112V111H118ZM141 112H143L144 113V115H141L142 113ZM195 113L194 115L195 116H189V115H192L193 113ZM214 112H217L216 110L214 111ZM222 112V111H221ZM260 112L258 111V114H259V116L261 115L260 114ZM97 113V114H96ZM108 113H110L109 115H108ZM121 113V112H120ZM237 113H239V112H237ZM263 113V112H262ZM101 114V115H102ZM123 114V115H124ZM217 114V113H216ZM218 114H221V113H218ZM236 114V115H235ZM242 114H240V117L242 116ZM258 114H257V116H258ZM93 115L95 116V115H99L98 114V112H95L94 111V113H93ZM221 115H223V114H221ZM221 115H217V117L219 116V117H221ZM229 115V114H228ZM102 116V117H103ZM210 116V115H209ZM232 116H235V117H232ZM242 116V117H243ZM120 117V120H121V116H119ZM125 116H123V118H124ZM125 117V118H126ZM133 117V116H132ZM182 117V116H181ZM198 117V116H197ZM196 117V118H197ZM214 117V116H213ZM213 117H210V118H212V122H211V124L213 123V127H215V128H212L211 127V129H214L215 130V132L217 133V135L219 134V135H221V133L222 132H220L219 130V121H220V127H221V125L223 124L222 122H221V120H222V118L221 119H218L217 117H215V119H217L216 121H215V119L213 118ZM222 117H224V115L222 116ZM225 117H227L228 118V116H225ZM90 118V117H89ZM94 118V117H93ZM96 118V119H95ZM95 118L94 119H91L93 122H96V124H97V121H99V122H105V123H102L103 125L104 124H108L109 122H107V121H105L106 119H103V118H105V117H103V118H101V117H99V116H95ZM128 118V117H127ZM129 118H131V116L129 117ZM136 118V119H135ZM177 118V117H176ZM176 118L174 119V120H176ZM230 118V117H229ZM228 118V121L227 122H229V123H227L226 121H225V124L226 125H234L235 123V125H237L238 123L237 122H231L232 120L231 119H229ZM108 119H109V117H108ZM132 119V118H131ZM146 119V120H145ZM207 119H208V117H207ZM224 119V118H223ZM90 120V119H89ZM90 120V121H91ZM116 120H118V116H117V119ZM123 120V119H122ZM129 120H127V121H129ZM174 120H172L173 122H174ZM178 120H179V118H178ZM205 120V119H204ZM219 120V121H218ZM225 120H226V118H225ZM230 120V121H229ZM236 120H238V119H236ZM250 120V119H249ZM248 120V121H249ZM89 121V122H90ZM124 121V123L125 124H128L127 122H125V119L123 120ZM122 121V122H123ZM171 121V122H172ZM181 121V120H180ZM215 121V122H214ZM107 122V123H106ZM116 122V121H115ZM120 122V121H119ZM162 122V123H163ZM175 122H177V121H175ZM179 122V121H178ZM183 122V121H182ZM230 122H231V124H230ZM250 122V121H249ZM91 123V122H90ZM129 123V126L131 127L132 125ZM170 123V122H169ZM204 123V122H203ZM233 123V124H232ZM263 123V122H262ZM4 124V122H3V120H2V118H0V125H3ZM110 124V123H109ZM264 124V123H263ZM172 125H175V124H172ZM178 125V124H177ZM225 125V126H226ZM159 126L160 125H158V127L157 128H159ZM162 126V125H161ZM211 126V125H210ZM224 126V125H223ZM252 126V125H251ZM96 127V126H95ZM109 127H112V126H109ZM130 127H129V129H130ZM139 127V126H138ZM236 129H238L237 128V126H234ZM98 128V127H97ZM108 128V127H107ZM115 128V127H114ZM131 128H133V126L131 127ZM143 128V129H144ZM161 128V127H160ZM175 128V127H174ZM178 129H181L182 130V128L183 127H177ZM243 128V127H242ZM94 129V128H93ZM99 129V128H98ZM105 129V128H104ZM133 129H135V128H133ZM162 129V128H161ZM161 129H159L160 131H161ZM184 129V128H183ZM240 129V128H239ZM155 131H156V129H154ZM158 130V129H157ZM163 130V129H162ZM172 130V129H171ZM202 130V129H201ZM235 130V129H234ZM241 130V129H240ZM89 131V130H88ZM99 131V130H98ZM117 131H120L121 132V129H119V130H117ZM123 131V130H122ZM132 131V130H131ZM173 131H177V130H173ZM210 131V130H209ZM208 131V132H209ZM230 131V130H229ZM236 131V130H235ZM234 131V132H235ZM239 131V130H238ZM124 132V131H123ZM214 132V131H213ZM212 132V133H213ZM232 132V131H231ZM251 132H252V130H251ZM122 133V132H121ZM227 133V132H226ZM239 133V132H238ZM95 134V133H94ZM158 134V131L156 132V134L155 135H157ZM161 134V133H160ZM159 134V135H160ZM225 134V133H224ZM240 134V133H239ZM111 135V134H110ZM132 135V134H131ZM147 135V134H146ZM150 135V134H149ZM162 135V134H161ZM168 139V138H167ZM169 140H173V139H169ZM169 140H166L165 139V142L168 144H174V143H172V141H171V143H170V141ZM160 141V140H159ZM162 141V140H161ZM160 143V142H159ZM0 144H2V143H0ZM158 144V143H157ZM159 145V144H158ZM177 145V144H176ZM172 146V145H171ZM175 147V146H174ZM184 147H185V145H184ZM159 148V147H158ZM176 149V148H175ZM162 151V150H161ZM91 154V153H90ZM162 154V153H161ZM9 155L10 156H12L14 159H16V161L17 160H23L22 158H23V154H22V151L21 150H19L18 148H12V149H10L9 150ZM163 155V154H162ZM161 155V156H162ZM160 156V157H161ZM164 157V156H163ZM9 158V157H8ZM5 159V158H4ZM72 159V158H71ZM70 159V160H71ZM79 159V158H78ZM160 159V158H159ZM161 160V159H160ZM15 161V160H14ZM15 161V162H16ZM76 161V160H75ZM4 163H5V161H4ZM4 163L2 162V160H1V157H0V177L1 176H3V174L6 172V170H7V168L5 167V165H4ZM7 165V164H6ZM64 168V167H63ZM54 169V168H53ZM61 169V168H60ZM251 169V168H250ZM58 172H59V170L56 168V169H54V171H53V174H52V176H54V177H56L57 176V174H58ZM8 173V172H7ZM226 174V173H225ZM6 175V174H5ZM4 175V176H5ZM25 176V175H24ZM18 177H22L23 178V174L21 173V174H18ZM35 176H30V177H28L26 180H27V183H26V185L25 186H23V189H22V191H21V193H23V194H25V196H24V199L23 198H21L20 197V199H18L15 195H10V197L8 198V200H9V202H12V204H13V206H15V205H17V206H29L30 204H32V203H34V202H36V201H34V199H35V193L33 192V193H28V188H29V186L31 187V185L35 182V178H34ZM243 178V177H242ZM252 177H250V179H251ZM232 181V180H231ZM50 183H52V181H50ZM57 183V182H56ZM51 185V184H50ZM57 185V184H56ZM49 186V185H48ZM47 186V187H48ZM47 187L45 186V188H43V190L42 191H44L45 189H47ZM50 187V186H49ZM48 187V188H49ZM56 187V186H55ZM59 187V186H58ZM51 188V187H50ZM48 190V189H47ZM59 190L60 189H58V188H54V189H52L50 192H49V190H48V192H49V196L51 197V198H54L56 195H58L57 193L59 192ZM72 190V189H71ZM41 191V190H40ZM64 191V190H63ZM34 194V195H33ZM18 195H20V193L18 194ZM9 196V195H8ZM70 199V198H69ZM75 199V198H74ZM1 200V199H0ZM65 201V200H64ZM67 201V200H66ZM69 205H71L70 204V201H67V202H65V205L63 204L62 205V207L63 208H66V207H68ZM11 207V206H10ZM10 207H8V208H10ZM23 208V207H22ZM58 210V209H57ZM6 211H7V209H6ZM13 211V210H12ZM6 213V212H5ZM40 213V212H39ZM4 215V213L2 212V213H0V217L1 216H3ZM6 215V214H5ZM7 216V215H6ZM37 217V216H36ZM48 217V216H47ZM38 218L40 219V221H43L45 218H46V214L45 213H43V212H41L40 214H38ZM46 220V219H45ZM34 223V222H33ZM43 223V222H42ZM43 225V224H42ZM31 226H27V227H25V228H23L22 230H20V233L22 234V235H27V233H29L30 231H31ZM61 236H62V234H61Z\"/></svg>","mask_w":264,"mask_h":264}]
</instances>
